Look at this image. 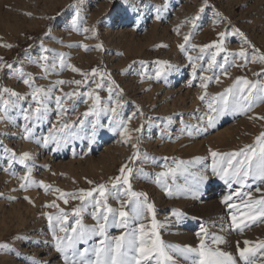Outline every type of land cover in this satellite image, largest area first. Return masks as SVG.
<instances>
[{
  "label": "rangeland",
  "instance_id": "1",
  "mask_svg": "<svg viewBox=\"0 0 264 264\" xmlns=\"http://www.w3.org/2000/svg\"><path fill=\"white\" fill-rule=\"evenodd\" d=\"M165 3L166 0H0V63L5 65L0 69V89L24 96L23 100L8 93L0 97V245H7L0 248V264H30L31 260L37 264H65L61 254L54 250L47 216L53 217L51 225L60 236L65 234L59 232L60 222L55 218L62 213L67 214L64 226L69 234L77 219L88 228L96 221L92 218L94 202H89L90 198L82 206L79 199L66 195L65 204L61 192L78 194L104 184L109 193L108 206L117 215L122 205L131 212L135 198L125 205L128 196L120 195L129 190L128 185L121 180L116 188L112 187L122 165L132 169L130 191L145 193L155 213L150 216L145 209L144 218L133 220L130 227L138 229L143 223L150 232L151 221L156 220L159 239L173 257L171 261L160 257L162 264H192L198 260L195 253H189L186 260L169 246L196 248L200 237L207 247L230 253L235 264H245L237 244L243 248L247 240L253 249L249 260L252 264H264V248L260 247L264 243V217L248 219V202L264 198V182L249 177L243 187L235 183L228 187L212 171L214 159L221 169L228 167V157L213 158L210 154L233 153L246 146L258 151L255 139L264 132V119L260 118L264 117V100H255L249 111L239 113L231 110L235 98L228 94L229 110L218 116L214 126H208V115L217 116L218 110L226 106L220 95L237 78L256 84L251 90L253 97H264V61L260 60L264 56V0H207L206 6L204 0H167L166 6ZM197 15L193 29L190 21ZM237 29L243 36L234 31ZM221 32L226 34L222 38L223 51L213 47L202 52L204 45L221 41ZM189 33L190 40L185 51H181L178 46L185 43L183 37ZM97 44L102 45V50L96 48ZM45 48L47 53L42 51ZM242 49L246 59L238 55ZM213 53L218 54L209 68ZM41 55H47L48 61L39 60ZM156 61L167 64L161 68ZM9 64L12 68L7 67ZM38 64H46L48 71ZM68 65L79 72L71 71ZM93 68L98 70L95 76L91 74ZM158 68L162 71L160 79L155 76ZM17 70L29 74L34 87L52 88L51 98L46 101L47 114L40 121L26 122L23 118L22 110L34 109L36 104L29 94L31 89L18 78ZM81 73H88L87 83H83L86 77ZM77 80L82 84L76 85ZM57 81L65 83L56 84ZM202 84L207 87H201ZM67 93L74 95L68 98ZM201 95L203 101L199 99ZM56 96L64 97L62 108L66 109L59 118ZM96 97L98 107L111 106L116 99L122 103L120 119L132 128V143L123 152L117 142L120 133L112 131L115 125L109 123L104 113L99 116L94 138L92 134L86 135L97 117L83 114L93 107ZM4 101L9 102L6 112ZM209 104L217 111H211ZM26 123L29 127L35 124L30 139L23 138ZM65 123L71 127L64 128ZM79 126L85 130L80 142L76 137ZM104 130L109 134L105 142L101 139ZM45 137L54 139L39 152ZM26 140L38 152L21 164L18 161ZM56 141L61 144L58 149ZM134 152L137 158L130 161ZM9 159L13 163L5 172ZM27 168L32 169L29 181L35 183L24 190L20 185L27 182L21 177ZM160 173L166 175L158 176ZM165 188H170L173 196L165 195ZM233 193L228 203L236 207L228 208L221 199ZM94 196L99 198L98 193ZM52 204L56 207H46ZM77 207L83 209L79 217L73 214ZM174 211L182 215L178 218ZM233 214L250 227L242 233L232 230ZM123 231L109 227L107 235L115 237ZM183 235L192 239L179 241ZM214 237H223L226 242L214 244ZM100 239L94 236L87 244H78L77 250L91 249ZM34 250L39 252L36 257ZM86 258L94 260L95 254L89 251ZM143 264H155V260Z\"/></svg>",
  "mask_w": 264,
  "mask_h": 264
},
{
  "label": "snow or ice",
  "instance_id": "2",
  "mask_svg": "<svg viewBox=\"0 0 264 264\" xmlns=\"http://www.w3.org/2000/svg\"><path fill=\"white\" fill-rule=\"evenodd\" d=\"M167 4V0L165 3V6ZM205 6L207 5V0H204ZM204 7H201L199 9V12H203ZM218 15V14H217ZM157 19H160L159 16H157ZM199 19V15L192 18L190 23L192 24L193 29L196 28V21ZM72 26L75 29L76 27V18H73ZM84 31H87V29H84ZM235 32L239 33V30H234ZM192 33H189L188 35H185L183 37L184 42L183 44H180L178 47L181 51H185V45L189 42L190 37ZM226 34L224 32L219 33V37L221 38V41L219 43L215 44H207L204 45L201 48V51L203 52L204 49L208 48H216L218 51H223L222 44H223V37ZM239 35L243 36V33H239ZM245 43H247V40L245 39ZM83 47V46H82ZM96 48L98 50H102V45L97 44ZM87 51L88 49H84ZM44 53H47L48 49H42ZM218 53L212 54V60L209 62V68L213 66L215 63V57ZM239 57L245 58V52L243 49L238 53ZM47 55H41L39 57V60L41 61H48ZM188 59L191 61V57H188ZM260 60L264 61V56L260 57ZM247 62V61H246ZM158 65L163 68L167 62L165 61H156ZM225 63H228V57H225ZM5 65L0 63V69H2ZM38 66L44 70L45 72L48 71V67L46 64H38ZM8 68H12V65H7ZM52 67H55L53 64ZM61 67H64V61L61 57ZM68 67L73 72H79V70L71 65H68ZM195 67L196 65L193 64L194 74H195ZM221 67H224V65H221ZM161 68H158L156 70L155 76L157 79H160L162 76ZM168 68L170 69L171 66L168 65ZM19 73L20 79H22L23 84L28 86L31 89V92L29 93L32 96V100L35 102L36 107L34 109H23V118L26 122L30 121H40L42 120L45 115L47 114V104L46 101L51 98L52 95V88L43 89L40 87H34L32 83V77L29 74H24L23 72ZM98 70L96 68H93L91 70V74L95 76L97 74ZM81 75L85 76L86 79L83 81V83H87V77L88 73H81ZM225 75H227V72L225 71ZM202 80L207 79L205 77H201ZM65 81H57L56 84H64ZM76 85H81L82 81L77 80L74 81ZM114 83V82H112ZM97 87H100L99 84H97ZM201 87L206 88V84H202ZM256 87V84H250L249 81L245 78H237L236 81L233 83V85L225 90L224 94L220 95V99L225 102V107L218 110V115H208V126L212 127L215 125L216 119L218 116L224 115L228 110V94H232V96L235 98L234 106L231 108L234 112L239 113H246L251 109L253 106V102L255 100H264V97H253L251 95V90ZM111 91L112 89L109 88L110 96L109 99L112 100L111 97ZM4 93H8L11 97H16L18 100H23L24 96L14 92L10 91L8 89H0V97H3ZM74 94L73 93H67L66 96L68 98H71ZM84 95H88V93H84ZM56 106L59 110L57 113V116H59L66 111V109L62 108L64 97L62 96H56ZM200 100H204V96L201 95L199 97ZM99 103V97H96L93 100V107H90L87 112H85L83 115L85 117H88L90 115H94L97 117V119L92 121V137L94 138L96 132V128L99 125V116L101 113H104L108 115L109 123L111 125H115V127L112 128V131H119L121 136H124L127 130V122L120 119V111L119 109L122 108V103L119 99H116L112 102L111 106L108 104H105L103 107H98ZM8 101H4V107L5 112L8 108ZM209 109L211 111H217L213 108L212 104L208 105ZM261 119H264V117H260ZM131 119V117H129ZM80 123H83V121H80ZM35 127V124H32L31 127H29L28 123L24 126V139H30L31 138V132L32 128ZM64 128H69L71 125L65 123L63 125ZM137 132L140 131V129H136ZM50 137H45L43 140L44 146H47L50 142ZM39 143V141H37ZM89 142L91 143V138L89 139ZM255 144L259 146V150L257 151L256 147L253 146H246L245 148L240 149L237 152L233 153H218L215 151H210V154L213 158L216 157H225L227 156V164L228 167L218 169L216 167V162L214 159L213 173L218 176L220 180H222L228 187H231L233 183L239 184L241 187L244 186L245 181L252 177L253 179H259L261 182H264V132H261L259 136L255 139ZM56 147L57 149L61 147V144L56 141ZM133 149H136L137 145H132ZM5 151H8L5 149ZM13 159L15 158V153L12 154ZM137 158V152L133 153V156L130 157V161H134ZM13 159H9L8 161V167L4 169L5 172H8L9 169L12 166ZM30 159L29 153L25 152L19 157V163L25 164L27 160ZM233 161H236L234 164ZM32 169L27 168V171L23 177H21L22 181H26L27 183H21L20 187L21 189L27 190V187L31 184L35 183L33 181H29V176L31 174ZM120 175L114 178L112 187L116 188L117 184L123 180L124 185H128V191L126 193H120V195L126 194L128 196V200L124 201V204H128L129 202H132V198H135L134 200V206L131 209V212L124 210V207L122 205L121 210H119L118 215L117 211L110 208L107 204V199L109 193L106 192V186L104 184H99L96 187L84 191L80 190L78 194L76 193H70L65 194L63 192L60 193V198L63 199L64 203H68V199L65 198L67 195L71 199H79L81 202V205H84V202L86 199L90 198L89 202H94V211L92 213L93 220L96 221L95 225L93 227H84L81 223L80 219L76 220L75 225L71 227V233L69 234V229L65 227V222L67 221V214H63L57 216L55 219L60 222L59 226V232L64 233L65 235L60 236L57 235L56 228L52 227L51 222L53 220L52 216H47V219L50 222V227L52 230V241H53V247L54 250L61 254L62 258L64 259L65 264H143V262H151L155 260V264H162V261L159 259L160 257H163L164 260L171 261L173 259L172 256H170L165 251V245L163 244V241L159 239V235L157 232V228L159 225L157 224L156 220L153 218L151 221V231L146 228L145 224L141 223L139 224L138 229L131 228L130 225L133 220H141L144 218L145 215V209L147 213L150 216L155 215L154 213V206L150 203H147V195L145 193H136L130 191L131 185L129 183V174L132 172V169L128 167L127 165H122L120 168ZM127 173V174H126ZM166 173H160L158 176H164ZM112 179V178H110ZM158 184L160 183L159 179L156 181ZM89 184H91V181H88ZM41 187H44V185L41 183ZM47 191V189H45ZM59 191V190H56ZM119 191V190H118ZM165 195L171 197L173 196V191L170 188H165ZM257 191H260L259 188H257ZM94 193H98V197L94 196ZM225 195L221 199V203L224 204L228 208H234L236 207L234 204H229L228 202L232 199V195ZM140 197H143V200L140 199ZM114 198L119 199V196H115ZM26 200H28L29 203H32L31 200H29L28 197H25ZM258 206V207H257ZM46 207H56V205H46ZM249 207V213H248V219L255 221L257 216L264 217V198H261L259 200H250L248 202ZM82 207H77L73 209V214L79 217ZM111 214V218L110 215ZM173 215L177 216L178 218L182 215L178 211H174ZM231 229L232 230H239L241 233L244 231L245 228L250 227V224L245 223L243 220H238L237 215L233 214L231 216ZM79 226V227H77ZM109 227H116L118 229H123L124 231L115 237H109L107 235V230ZM201 231H205V229H201ZM94 236L101 237L100 241L97 245L93 246L91 249L85 248L83 251L77 250L78 244H87L89 240H91ZM197 236L200 237V233H197ZM212 242L214 244H223L226 241L223 237H214L212 239ZM250 244L249 241L245 240L244 245L245 247L240 248L239 243L237 244V251L239 254V257L241 260L245 261V264H252V262L249 260V255L252 253L253 249H251L248 245ZM172 247L173 251L177 252L179 255L183 256L184 259H189L188 254L189 253H195L199 259L193 260L192 264H235V261L233 260V257L230 253L220 251L218 249H211L206 246L205 239L203 237H200V243L199 246L196 248L193 247H184L179 248L178 246H169ZM261 248H264V243L260 244ZM0 248H7V245H0ZM89 251L93 252L95 254V259H88L86 258ZM30 264H37L35 260H31Z\"/></svg>",
  "mask_w": 264,
  "mask_h": 264
},
{
  "label": "bare ground",
  "instance_id": "3",
  "mask_svg": "<svg viewBox=\"0 0 264 264\" xmlns=\"http://www.w3.org/2000/svg\"><path fill=\"white\" fill-rule=\"evenodd\" d=\"M156 26L154 27V29H152L153 30V32H156ZM201 120V119H200ZM202 124V123H201ZM203 125V124H202ZM201 125V126H202ZM131 125H129L128 123H127V130H126V133H125V135L124 136H121L120 134H119V137H118V139H117V142H119V144H120V146H119V150H120V152H123L124 151V149L129 145V144H131L132 142H131V131H132V128L130 127ZM96 130H97V128H96ZM96 130H95V132H96ZM76 131H77V136L76 137H78L77 138V141H81L82 140V135L85 133V130L82 128V126H79L77 129H76ZM91 132L89 133L88 132V134H86V135H91L92 134V132H93V128H92V130H90ZM109 138V134H108V131L107 130H104L103 132H101V139L102 140H104V142L107 140ZM92 140V139H91ZM62 143H65L64 141H63V139H62ZM44 145V144H43ZM116 145H117V143H116ZM121 145H122V147H121ZM87 147H91V144H89V145H87ZM96 148H98V147H96ZM22 152L23 153H25V152H27V153H29V155H30V157H32V156H34V155H36V153L38 152H36V148L34 147V145H33V143L31 142V141H25L24 143H23V146H22ZM44 149H45V146H43L41 149H39V152H43L44 151ZM88 150V149H87ZM92 162V161H91ZM104 164H106V163H104ZM17 212V211H16ZM20 216V215H19ZM181 239H179V241H183V240H191L192 239V237L191 236H189V235H183V236H181L180 237ZM41 251V250H40ZM38 251L37 250H34V253H33V255L36 257L37 255H38Z\"/></svg>",
  "mask_w": 264,
  "mask_h": 264
}]
</instances>
